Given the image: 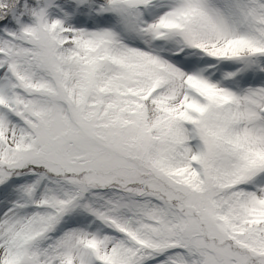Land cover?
<instances>
[{"label": "snow or ice", "instance_id": "6c2138e0", "mask_svg": "<svg viewBox=\"0 0 264 264\" xmlns=\"http://www.w3.org/2000/svg\"><path fill=\"white\" fill-rule=\"evenodd\" d=\"M0 264H264V0H0Z\"/></svg>", "mask_w": 264, "mask_h": 264}]
</instances>
